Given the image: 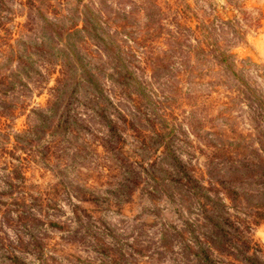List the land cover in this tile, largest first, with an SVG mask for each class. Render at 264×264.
Here are the masks:
<instances>
[{"label":"rangeland","instance_id":"rangeland-1","mask_svg":"<svg viewBox=\"0 0 264 264\" xmlns=\"http://www.w3.org/2000/svg\"><path fill=\"white\" fill-rule=\"evenodd\" d=\"M262 1L155 0L148 16L151 0H0V73L13 83L0 90V264H201L200 246L219 264H264L248 195L264 156ZM86 70L123 155L93 91L80 83L67 99ZM234 164L244 171L228 179ZM212 200L240 228L223 251L203 235Z\"/></svg>","mask_w":264,"mask_h":264},{"label":"trees","instance_id":"trees-1","mask_svg":"<svg viewBox=\"0 0 264 264\" xmlns=\"http://www.w3.org/2000/svg\"><path fill=\"white\" fill-rule=\"evenodd\" d=\"M149 7L151 9L146 8V11H145L146 12L145 14L148 16H152L153 14H156L158 12L157 10H159L158 5L156 4L155 0H151V4ZM124 16L127 17L126 15H124ZM152 23H153V20H152ZM69 58H70V60H69ZM69 58H68V61L71 62V57H69ZM72 64L74 65L73 61H72ZM119 75L121 76V79H119V80H122V81H127L126 79L129 76L125 73L122 74L121 72H119ZM70 77L74 81V85H72L71 89L68 90V92L66 94V96L68 97L67 99H69V97L71 95H73V93L75 92V88L78 87V85L80 83H82L85 88H90L94 94L93 97L91 98L90 102L94 106H98V108H101L103 110V111H101L99 109L100 115L102 116V119L106 122V124L109 126V128H111L110 131H111L112 137H114V138H112L114 145H110V146H111L112 150H114L116 153H118L119 155H121V154L123 155V147L119 143L120 140H122L121 134L118 132L116 125L114 123H112L111 118H109L108 115H106V113L104 112L107 104L110 103V100L102 92V87H101L98 76H95L91 71L86 70L85 73H83L82 75H78L75 77L72 74V75H70ZM79 78H81L83 82L80 81ZM12 84H13L12 81L7 80L6 76L0 73V90L5 89V86H8V87L12 86ZM63 108L64 109L62 110V113H61V117H62L61 119L64 122H66L67 126L68 125L71 126L73 124V122L76 121V118L71 112V108L69 107L68 100L64 104ZM188 113H189L190 119H192L194 121L199 120L200 122H202L204 117H205L204 108H202V107L192 108L191 110L188 111ZM262 155L258 152L256 153V159H257L256 160V187H255L254 193H248V195H250L251 197L254 196V198H256L255 200L252 198L250 200H252L251 203L255 206L254 215L258 216V217H262L264 215V156H262ZM242 165H243V163H242ZM125 168L127 171V174L125 176V180L127 181V183H126V187H127L128 185L131 184V182L133 180H135V176L137 177V172H136V170L132 169L130 167V165H126ZM227 169L229 170L228 173H230V176H227L228 179H230L233 175L240 174L244 171L243 167H241L239 165H235V164L230 165ZM184 172L187 175L188 179L192 178L191 175L189 173H186L185 170H184ZM133 177H134V179H133ZM220 180H223V179H220ZM193 185L196 187L201 186V184H199L197 182L194 183ZM224 186H226L227 192L231 191L235 194V195H231V193H229L230 194L229 197L232 200H233V198H234V200H236V199L243 197V195H244L243 191L239 192L235 188L231 189L228 185H223V187ZM220 204L223 207L222 210H220L218 208V205H220ZM201 206H202L201 210L204 213V217L208 221V224H209L207 231H205L203 233L205 239L211 245H213L214 248H218L217 250H219V251L225 250V249H221V246L224 245L226 240L227 241L232 240V236H234L233 232L237 231L240 233V228H238L236 225H234L230 221L228 211L224 210V204H222L218 201L212 200L210 203L203 202ZM260 209H261V211H260ZM262 210H263V212H262ZM253 220H255V219H253ZM237 240L242 242V245L245 249L249 248V243L247 242L246 239H244L242 237L241 238L238 237ZM239 251H240V249H239ZM196 252H197V256H198L201 264H219L211 257L207 248H205L204 246H200ZM235 255L242 256L244 258H248L247 255H243L242 253H240V254L237 253Z\"/></svg>","mask_w":264,"mask_h":264},{"label":"crops","instance_id":"crops-1","mask_svg":"<svg viewBox=\"0 0 264 264\" xmlns=\"http://www.w3.org/2000/svg\"><path fill=\"white\" fill-rule=\"evenodd\" d=\"M263 2V6H264V0L262 1ZM263 41H264V38L258 42V44H263ZM260 47H262V45H258V48L261 49Z\"/></svg>","mask_w":264,"mask_h":264}]
</instances>
